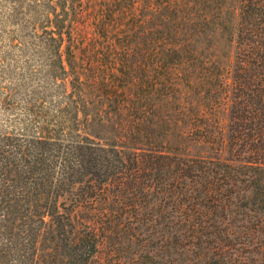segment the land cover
<instances>
[{
	"label": "trees",
	"instance_id": "obj_1",
	"mask_svg": "<svg viewBox=\"0 0 264 264\" xmlns=\"http://www.w3.org/2000/svg\"><path fill=\"white\" fill-rule=\"evenodd\" d=\"M86 3L0 0V264H46V229L51 257L90 264L104 238L139 240L144 228L203 264H252L234 256L264 252V0H242L235 34L239 165L81 133L75 23ZM80 207L92 213L78 229Z\"/></svg>",
	"mask_w": 264,
	"mask_h": 264
},
{
	"label": "rangeland",
	"instance_id": "obj_2",
	"mask_svg": "<svg viewBox=\"0 0 264 264\" xmlns=\"http://www.w3.org/2000/svg\"><path fill=\"white\" fill-rule=\"evenodd\" d=\"M86 2L75 23L87 103L79 114L83 135L127 150L235 165L247 160L232 146V75L242 0ZM89 209H76L78 229ZM142 233L139 240L129 232L125 238H104L90 264H203L182 246L158 240L155 231ZM49 238L46 229L39 254L46 264H62L58 255L50 256ZM238 255V261L264 264V252Z\"/></svg>",
	"mask_w": 264,
	"mask_h": 264
}]
</instances>
